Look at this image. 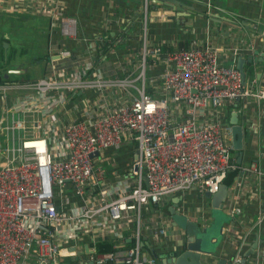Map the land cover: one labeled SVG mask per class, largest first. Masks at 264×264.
<instances>
[{
  "label": "built area",
  "instance_id": "2783aa9c",
  "mask_svg": "<svg viewBox=\"0 0 264 264\" xmlns=\"http://www.w3.org/2000/svg\"><path fill=\"white\" fill-rule=\"evenodd\" d=\"M144 2L133 49L119 54V33L116 40L109 33L82 39L78 20L68 17L60 25L64 41L85 42L91 50L54 48L52 57L59 61L51 63L47 76L0 84V264H61L78 238L69 234L64 249L57 241L62 226L103 212L113 224L135 213V242L127 249L92 251L90 261L154 264L141 240L142 208L192 190L215 195L237 168L226 118L236 112L245 124L249 102L264 103V69L258 78L253 65L243 79L238 60L247 48L216 46L210 38L165 51L166 43L149 38L150 0ZM125 19H107L105 30L124 28ZM83 94L90 95L83 100V115L72 117L70 109L82 107L75 98ZM126 140L138 145L135 185L116 199L105 191L96 196L106 170L94 159ZM239 172L264 178L258 162ZM67 185L82 203L78 216L60 204ZM238 186L237 180L232 190ZM228 213L235 218L238 212L230 205ZM161 221L158 240L166 235V219ZM243 262L238 256L233 264Z\"/></svg>",
  "mask_w": 264,
  "mask_h": 264
},
{
  "label": "crops",
  "instance_id": "0c3cea01",
  "mask_svg": "<svg viewBox=\"0 0 264 264\" xmlns=\"http://www.w3.org/2000/svg\"><path fill=\"white\" fill-rule=\"evenodd\" d=\"M162 12L166 14L165 19L158 17ZM143 13V0H5L0 8V15L10 18L9 21L31 27L30 29L37 32L36 39L40 44L37 61L42 66L43 77L51 72V63L59 61V57H52L54 48L57 52L63 49L77 51L80 47L85 50L92 49V46L85 42L81 44V42L64 41L65 38L60 31L63 19L74 17L78 20V36L82 39H93L97 35L109 33L110 38L116 40L118 33L123 35L125 32V40L121 38L123 43L116 46L119 54H122L137 45V34H141ZM112 17L126 18L127 25L122 29L114 26L110 31L105 30L106 20ZM148 24L153 26L152 32L149 26L152 40L163 41L179 49V44L183 41L189 44L193 40L204 41L210 38L216 46L247 48L243 58L257 59L255 62V64L259 63L255 65L257 75L264 69V62L261 61H264V0H170L169 2L150 0ZM2 33L4 34L1 42L8 43L10 50V34ZM3 38L7 42H3ZM13 51L16 52L15 49ZM101 62H104V59ZM101 66L102 64L97 63V67ZM261 67L263 69L260 72L258 69ZM11 71L15 73H10ZM24 73L25 70L18 65L0 68V74L4 79H10L11 75L21 79ZM89 97L90 95L85 94L77 96L75 104L82 106L84 98ZM249 103L250 108L246 112L249 122L247 120L245 124L242 123L246 129V138L241 166L258 162L260 168L264 170V103L253 101ZM70 111L72 117L78 118L83 115V106L79 110L71 108ZM58 154L63 155L60 148ZM137 155V143L128 140L117 148L97 155L94 159L95 166L106 170V174L101 178L95 195L98 196L99 192L105 191L109 199H116L132 189L138 173ZM237 180L239 186L236 190H232ZM66 188L67 191L60 204L64 211L78 216L82 211V203L70 185ZM218 194L223 198L219 202L220 205L218 204L219 211H224L229 218L224 225V238L216 247V259L234 261L236 257L241 256L244 259L243 264H264V178H258L252 173L239 172L232 186L225 189L221 187ZM211 203L206 194L192 190L183 195L167 198L163 205L143 207L140 228L146 254L155 263L163 264L166 262L163 256L177 251V245L184 234L172 226L170 209H176L179 214L187 216L189 221L199 223L206 228L214 219L211 212L214 213L215 209ZM230 205H233L238 212L235 218L228 213ZM100 206L98 204L96 207ZM162 218L166 219V235L158 240L155 232L163 225ZM62 227L57 241L64 246V249L69 242V234L74 232L78 238L75 243L69 245V254L61 260V264L71 262L89 264L92 251L102 253L100 251L103 250V253H107L111 247L113 250L115 247L127 249L131 244L133 246L138 222L135 213H129L118 224H113L109 216L103 212L92 218L67 223Z\"/></svg>",
  "mask_w": 264,
  "mask_h": 264
},
{
  "label": "water",
  "instance_id": "95a60500",
  "mask_svg": "<svg viewBox=\"0 0 264 264\" xmlns=\"http://www.w3.org/2000/svg\"><path fill=\"white\" fill-rule=\"evenodd\" d=\"M169 2L170 0H165ZM3 48H8V43H3ZM264 62L263 60H261ZM246 62H257L256 58H239L238 69L242 74L243 79H245V64ZM10 73H15L11 71ZM259 78L261 74H258ZM6 78L8 76L6 75ZM229 123L232 125V146L233 150L237 154V162L242 165L244 149H245V138L246 129L245 126L240 122L238 114L233 112L230 116ZM139 155H137V160ZM138 169V167H136ZM224 185L222 189H225ZM219 193V192H218ZM211 195L206 194L207 199L212 201V207L219 211L220 204L222 201L220 194ZM219 204V205H218ZM222 209V206H221ZM170 221L173 227L179 229L183 234L180 240L181 242L177 245V251L169 255L163 256L166 262L163 264H233V260L227 259H216V247L224 238V223L222 221H215L208 227H202L199 223H194L189 221L188 217L179 214L176 209H170ZM89 264H94L90 261ZM157 264V263H154Z\"/></svg>",
  "mask_w": 264,
  "mask_h": 264
},
{
  "label": "rangeland",
  "instance_id": "374dc122",
  "mask_svg": "<svg viewBox=\"0 0 264 264\" xmlns=\"http://www.w3.org/2000/svg\"><path fill=\"white\" fill-rule=\"evenodd\" d=\"M143 10H145V2L143 0ZM150 10V7H149ZM10 19V18H9ZM6 16L0 15V33L5 32L10 34V50L9 48L6 50L1 49V37H3L2 33L0 35V68L4 69L5 67H13L20 66L25 70V73L20 77L21 79L33 81L35 79H39L43 77V69L40 63H38V49H39V41H37V32L31 27H26L18 24H14V22L9 21ZM29 21V20H28ZM173 23V21H170ZM34 23V20H32ZM150 26V32H152V25ZM152 36V35H151ZM150 38V34H149ZM151 39V38H150ZM16 50L14 52L13 50ZM262 67L258 70L261 72ZM19 77L10 76L11 80H16ZM215 221H222L225 225L227 219L229 217L226 216L224 211H214L211 212ZM211 222V224H212ZM222 241V240H221Z\"/></svg>",
  "mask_w": 264,
  "mask_h": 264
},
{
  "label": "trees",
  "instance_id": "16d2710c",
  "mask_svg": "<svg viewBox=\"0 0 264 264\" xmlns=\"http://www.w3.org/2000/svg\"><path fill=\"white\" fill-rule=\"evenodd\" d=\"M138 36H139V33L137 34V38H138ZM112 38V37H111ZM125 38H126V35H125V32H123V35H122V39H124L125 40ZM2 41L3 42H7V40H5L4 38L2 39ZM190 44V43H189ZM188 44V42H185V41H183V42H181L180 44H179V49H181V50H186V49H188L189 48V45ZM1 49L3 50V43H2V45H1ZM163 49L165 50V51H172L173 50V47L171 46V45H169V44H163ZM178 49V48H177ZM257 64H259V63H257ZM257 64H255L254 62H246V64H245V72H248V73H250L251 72V70H252V68H253V65H256L257 66ZM29 80H25V79H16V80H11V79H4V77L2 76V74H0V84H11V83H17V82H28ZM226 120L228 121L229 120V118L227 117L226 118ZM233 155L234 156H236L237 154H236V152L235 151H233ZM237 159V158H236ZM236 165H237V168L235 169V170H233V171H230L229 173H228V175H227V178H226V180H225V182H224V186L225 187H229V186H232V184L235 182V180H236V178H237V176H238V174H239V169H240V167H241V165H239L238 164V162L236 163ZM110 246V245H109ZM131 246H132V244H131ZM105 247H107V246H105ZM111 247V246H110ZM144 248H145V246H144ZM112 250V247L109 249V250H107V252L108 251H111ZM100 252H104L103 250L102 251H100ZM106 252V251H105ZM69 264H75V263H73V262H71V263H69Z\"/></svg>",
  "mask_w": 264,
  "mask_h": 264
}]
</instances>
